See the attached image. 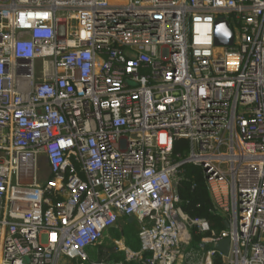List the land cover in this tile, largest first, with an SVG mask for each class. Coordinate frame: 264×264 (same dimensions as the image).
<instances>
[{
	"label": "built area",
	"instance_id": "1",
	"mask_svg": "<svg viewBox=\"0 0 264 264\" xmlns=\"http://www.w3.org/2000/svg\"><path fill=\"white\" fill-rule=\"evenodd\" d=\"M185 163L222 231L179 205ZM122 216L128 260L264 264V0H0V264H102Z\"/></svg>",
	"mask_w": 264,
	"mask_h": 264
},
{
	"label": "trees",
	"instance_id": "2",
	"mask_svg": "<svg viewBox=\"0 0 264 264\" xmlns=\"http://www.w3.org/2000/svg\"><path fill=\"white\" fill-rule=\"evenodd\" d=\"M190 143L187 139H179L174 142L173 150L175 154H181L182 158L187 156ZM180 196L179 205L193 219L201 218L210 223L211 229L217 232L226 228L224 218L219 215L212 202V198L206 184L205 174L201 167L192 163L183 165L181 180L178 185ZM139 233V230L137 231ZM211 235V232L199 233L192 230V245H198L201 239ZM139 243V242H138ZM139 247V244L135 246ZM215 264H222V258L217 256Z\"/></svg>",
	"mask_w": 264,
	"mask_h": 264
},
{
	"label": "crops",
	"instance_id": "3",
	"mask_svg": "<svg viewBox=\"0 0 264 264\" xmlns=\"http://www.w3.org/2000/svg\"><path fill=\"white\" fill-rule=\"evenodd\" d=\"M134 217L133 221H129L130 217L122 216L117 224L106 232L100 243L90 246L87 249L90 260L102 264H146L143 258L128 260L127 257L128 250L135 252L141 250L139 233H137L140 229V223L138 218ZM120 222H123V225L119 231L117 225ZM137 244H139L138 248L135 247ZM117 253H124L126 261L115 256Z\"/></svg>",
	"mask_w": 264,
	"mask_h": 264
},
{
	"label": "water",
	"instance_id": "4",
	"mask_svg": "<svg viewBox=\"0 0 264 264\" xmlns=\"http://www.w3.org/2000/svg\"><path fill=\"white\" fill-rule=\"evenodd\" d=\"M234 43V33L230 25L229 20L225 16H220L215 22V45L218 47L232 46ZM134 216L129 218V221H133ZM228 225V224H227ZM230 246V240L225 239L217 244V249L221 250L225 254L228 253Z\"/></svg>",
	"mask_w": 264,
	"mask_h": 264
},
{
	"label": "rangeland",
	"instance_id": "5",
	"mask_svg": "<svg viewBox=\"0 0 264 264\" xmlns=\"http://www.w3.org/2000/svg\"><path fill=\"white\" fill-rule=\"evenodd\" d=\"M114 1H116V0H114ZM48 176L49 175H48L47 166H46V164L44 162V164H43V170L40 172V179H41V181H44L45 179H47ZM122 225H123V222H120L119 225H117V230L120 231V229H122ZM115 256H117L120 260L123 259V261H126L124 259V257H125L124 253H117Z\"/></svg>",
	"mask_w": 264,
	"mask_h": 264
}]
</instances>
